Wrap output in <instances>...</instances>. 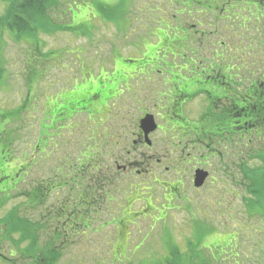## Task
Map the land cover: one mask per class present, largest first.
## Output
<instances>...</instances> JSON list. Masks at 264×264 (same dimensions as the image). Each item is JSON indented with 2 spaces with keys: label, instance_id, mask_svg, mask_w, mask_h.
Returning a JSON list of instances; mask_svg holds the SVG:
<instances>
[{
  "label": "flooded vegetation",
  "instance_id": "af4514ba",
  "mask_svg": "<svg viewBox=\"0 0 264 264\" xmlns=\"http://www.w3.org/2000/svg\"><path fill=\"white\" fill-rule=\"evenodd\" d=\"M213 1L211 8L200 0H185L181 5L187 10L172 7L165 26L151 34L156 42L143 45L139 59L122 60V64L135 62V69L124 66L123 73L108 84L107 71L86 79L78 74L56 94V100L43 103V137L37 150L44 169L31 170L30 159L18 165L13 176L3 174L0 181V264H111L112 258H128L126 250L119 254L106 243V234L105 249H92L97 236L94 225L127 227L155 209L147 202L139 212L132 211L134 202L129 201L141 191L137 183L123 182L125 178H151L163 189L167 204L174 197L172 191L179 193L185 177L189 187L199 192L232 168L234 184L239 146L250 142L254 94L264 97V74L256 76L254 62L245 64L236 53L222 56L229 49L223 42L216 43L221 52L214 50L210 58L204 57L206 39L217 34L213 31L209 36L207 29L217 26L208 23L207 12L193 16L191 8L206 5L217 16L226 12L225 20L236 9L230 4L236 0H222L218 6ZM174 3L170 0L169 7ZM184 15L187 23L171 24ZM234 28L235 36L244 29ZM86 80L87 86L82 83ZM50 131L54 136H49ZM79 144L83 149L71 160L69 147ZM161 165L166 172L174 171L173 183L158 179L155 171ZM199 171L207 176L195 188ZM115 178L121 181L114 184ZM22 181L25 185L19 187ZM9 194L23 202L6 208ZM118 194H124L119 202ZM64 253L69 260H64ZM136 257L131 255L130 264Z\"/></svg>",
  "mask_w": 264,
  "mask_h": 264
},
{
  "label": "rangeland",
  "instance_id": "374dc122",
  "mask_svg": "<svg viewBox=\"0 0 264 264\" xmlns=\"http://www.w3.org/2000/svg\"><path fill=\"white\" fill-rule=\"evenodd\" d=\"M169 1L59 0L60 5L53 6L56 9H53L51 16L57 18L54 20L56 23L76 30L40 34L34 47L33 43L27 46L22 40L16 42L7 33L0 37V67L3 71L0 78V162L6 164L0 168H3L1 171L4 174L9 172L13 176L18 165L28 164L30 159H33L31 170L44 169L40 165V150H37L36 145L40 137L43 103H52L56 94L78 74L85 75L86 79L107 71L110 75L105 79V84H108L123 73L125 65L135 69L136 64L127 62L123 65L122 60L139 59L143 52L142 46L156 42L151 34L160 26H165L163 21H167V14L172 11V7L187 10L181 5L185 4V0H175L174 6L170 7ZM200 1L203 4L214 2ZM215 3L220 5L218 0ZM67 6L72 17L69 13L62 14ZM193 6V16L198 15L196 12L205 11L208 23L217 26L215 30L206 28L209 36L213 31L217 34L206 39L208 46L204 57L210 58L214 50L221 52L216 43L223 42L229 49H225L222 56L235 57L236 53L239 61L241 58L245 64L247 60L254 62L256 76L264 74V17L259 18L254 13L250 17L238 9L236 21L225 20L226 14L220 9L218 11L222 14L217 16V12L206 10V5L204 8L196 4ZM5 7L6 4L0 0V15ZM177 18L179 20L171 21L172 25L187 23L185 15ZM240 19L246 24L242 25ZM236 25L246 28L238 29L237 36L234 35ZM89 28H92L91 34L83 36ZM82 83L87 86L89 81ZM262 142L253 139L252 144H240V170L238 176H234V184L231 182L232 168L227 174L219 175V181L207 183L199 192L189 187V180L185 177L179 193L171 192L174 197L169 204L163 199V189L157 187L151 178H125L123 182L138 184L142 195L140 198L155 209H148L143 213L144 216H137L138 220L127 227L94 225L99 230L92 249H105L104 236L108 235L106 243L113 244L119 254H123L125 244L115 239L128 241L126 255L129 257L112 258L111 264H130L132 254L137 255L133 259L134 264H264V209H248L247 201L251 195L241 171L243 162L248 165V169L258 165L257 159L251 158V155ZM82 149L80 144L69 147L70 159H76ZM113 150L118 148L113 147ZM110 164L113 166L112 162ZM161 164L164 165V162ZM210 164L216 165V162ZM162 165L155 171L158 179L173 183L176 180L173 179L174 171L166 172ZM40 175L45 174L42 172ZM120 181V178H115L114 184ZM17 185L23 187L25 182ZM115 197L119 202L124 194ZM20 202H23L22 197L16 200L14 194H9V198L4 201L6 208L18 206ZM144 203L136 202L132 211L139 212ZM72 249H68L67 253L70 254ZM67 253H64V260L68 259Z\"/></svg>",
  "mask_w": 264,
  "mask_h": 264
},
{
  "label": "trees",
  "instance_id": "16d2710c",
  "mask_svg": "<svg viewBox=\"0 0 264 264\" xmlns=\"http://www.w3.org/2000/svg\"><path fill=\"white\" fill-rule=\"evenodd\" d=\"M191 1L193 2L194 0H188V3ZM224 1L226 2V0ZM1 2L5 3L6 7L3 14L0 15V37L4 33H7L16 42L22 40V42L27 43V46L33 43L34 47L40 34L50 35L57 32L76 30L75 28L70 30L69 27L56 23L54 20H57V18L53 19L51 16L53 9H56L53 6L58 7L60 5L59 0H1ZM219 2L220 4L224 3L222 0ZM213 3L209 1L206 5L211 8L214 6ZM230 4L233 9L236 8L234 13L228 15V17L230 16V20L236 21V10L238 9L242 12L245 11L250 17H252V13H254V16L258 15L259 18L264 17V0H236ZM66 13H69L72 17L68 6L67 10L62 14ZM246 20L250 21L248 17H246ZM239 21H241L242 25L246 24L241 19ZM91 29L88 32L85 31L83 36L86 37L91 34ZM124 63L126 62H123V65H125ZM1 76H3V71L0 67V78ZM254 95H256L254 108L253 110L250 109L252 111V121L254 122L252 123V129L249 130L254 132V138L258 140L263 139L262 141H264V97H261V94L258 92H255ZM252 157L257 159L258 165H254L248 169L246 163H241V171L244 174L245 181H247L246 184L249 185V195H251V199L247 201V206L249 210L254 207L264 209V142L259 144L254 150L251 155Z\"/></svg>",
  "mask_w": 264,
  "mask_h": 264
},
{
  "label": "water",
  "instance_id": "95a60500",
  "mask_svg": "<svg viewBox=\"0 0 264 264\" xmlns=\"http://www.w3.org/2000/svg\"><path fill=\"white\" fill-rule=\"evenodd\" d=\"M206 178V174L202 172H197L195 177V187H200L203 184L204 179Z\"/></svg>",
  "mask_w": 264,
  "mask_h": 264
}]
</instances>
